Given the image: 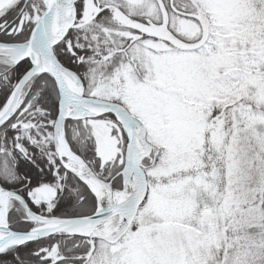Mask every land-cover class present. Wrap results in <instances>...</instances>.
Returning a JSON list of instances; mask_svg holds the SVG:
<instances>
[{"label": "snow or ice", "instance_id": "6c2138e0", "mask_svg": "<svg viewBox=\"0 0 264 264\" xmlns=\"http://www.w3.org/2000/svg\"><path fill=\"white\" fill-rule=\"evenodd\" d=\"M0 264H264V0H0Z\"/></svg>", "mask_w": 264, "mask_h": 264}]
</instances>
